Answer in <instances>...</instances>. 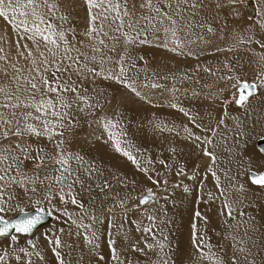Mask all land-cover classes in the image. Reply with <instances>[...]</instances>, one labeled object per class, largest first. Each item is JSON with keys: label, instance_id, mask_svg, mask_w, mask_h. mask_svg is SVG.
Listing matches in <instances>:
<instances>
[{"label": "snow or ice", "instance_id": "snow-or-ice-1", "mask_svg": "<svg viewBox=\"0 0 264 264\" xmlns=\"http://www.w3.org/2000/svg\"><path fill=\"white\" fill-rule=\"evenodd\" d=\"M224 8L235 19L252 13L228 47L212 39L225 40L212 23ZM80 10L82 30L72 23ZM144 48L195 64L153 67ZM238 48L248 71L240 60H202ZM130 102L181 118L147 121L167 158L130 136L120 110ZM77 143L102 145L143 179ZM179 143L192 148L191 168ZM177 193L191 198L190 264H264V0H0V264H175ZM201 204L215 208L214 227ZM53 216L69 229L41 233L40 245L31 237Z\"/></svg>", "mask_w": 264, "mask_h": 264}, {"label": "rangeland", "instance_id": "rangeland-1", "mask_svg": "<svg viewBox=\"0 0 264 264\" xmlns=\"http://www.w3.org/2000/svg\"><path fill=\"white\" fill-rule=\"evenodd\" d=\"M83 16L84 13L82 10H80L72 20V23L76 25L78 29L81 30L84 27ZM212 23L213 26L217 28L218 33L220 29L223 27L224 35H225V40L223 41L212 38L214 40V43L219 44L221 47H228L231 46L232 44V40H231L232 30L236 29L239 32H243V29H245L248 26L250 21L248 20V16L246 12L244 13L241 19H235L229 14L228 9L224 8L223 10L220 11L218 19L212 21ZM259 35L261 34L258 33V36ZM253 47H255V45H253ZM141 54L146 55V58L149 59L153 67L159 66L160 68H163V66L167 64L169 67L173 68L174 70L176 68L184 70L186 68H190L191 66H194L195 64V61L191 59L173 57L172 54L166 53L160 49L144 48L141 50ZM226 57L232 60L233 62H235L236 60L241 61L242 67L238 68V71L249 70V64H248L249 56L239 48L233 52H223V53H216L213 56H204L202 57V60L206 62H211L212 64H216L218 60L223 61ZM108 91L110 93L115 91L117 95H119V86L115 84L108 85ZM192 106L195 107L198 111L203 112L205 108H207V103L193 102ZM120 110L125 113L128 119H131L133 121V127L130 128L129 134L130 136H132L134 142L148 149L151 153H153L156 156H162L164 158H167V156L169 155L167 151L168 143L164 140L162 136L154 134L148 129L147 121L151 119L153 113H155L157 116L164 119L165 121H175V123L179 124L181 121L179 115L171 109H167V108L157 109L149 106L141 107L139 103H135V102H130L126 106L122 107ZM230 111L235 113L237 110L233 107L230 108ZM141 122H143L145 127L137 129L135 125ZM88 131H89L88 129L82 130L80 134L81 139ZM167 135H168L167 133L164 134V136ZM72 147L73 148L83 147L84 153L86 154L87 158H92L97 160L107 168L112 169V171L117 172L122 176H126L129 180L139 181L143 179L139 173L135 172V170L129 163L125 162L121 157L112 154L110 151H108L105 147H103L100 144H97L95 146H85L82 143H77V144H73ZM178 148L180 150V154L178 155L177 158L180 159L181 161L187 160L188 166L189 168H191L193 163L196 162V158L190 155V153L192 152L191 146L186 143H179ZM190 199L181 202L180 194L177 193L175 206H173L171 203H169L168 205V210H169L168 214L173 221V223L168 226L171 229V231L168 233V236H169V240L172 242L173 248L175 249V254L173 255L175 264H190L189 254L192 251L190 244V227H189L191 212H192V205L190 203ZM199 207L202 211H205L210 218L212 217L211 219L212 221H214L213 223V227H214L215 221L217 219L215 216V208H213L214 210L209 212L206 209L205 205L201 204ZM248 211L249 214L255 215L257 216V218H259V216L261 215L259 211H255L252 209H249ZM210 213L212 214V216L210 215ZM60 227H64L66 231L69 229L68 224H64L63 226ZM125 227L132 231L133 236L136 235L131 225H126ZM55 230L53 229L47 232H53ZM112 232L119 244L121 242V239L117 234V230L112 229ZM209 236H211L212 238V243L215 244L217 242V237L215 236V234L212 231H209ZM36 242L40 245L44 244L42 243V238L38 239V241ZM77 254L78 253H73V256H76Z\"/></svg>", "mask_w": 264, "mask_h": 264}, {"label": "bare ground", "instance_id": "bare-ground-1", "mask_svg": "<svg viewBox=\"0 0 264 264\" xmlns=\"http://www.w3.org/2000/svg\"><path fill=\"white\" fill-rule=\"evenodd\" d=\"M246 14H247V16H249V15H252V13L251 12H249V11H246ZM214 210V209H213ZM214 214V213H213ZM210 215L212 216V214L210 213ZM212 218V217H211ZM210 218V219H211ZM214 218V217H213ZM212 220V219H211ZM214 222V221H213ZM64 224H62V222H60V221H57L56 223H54L53 225H51V226H48V227H45L44 229H41V230H39L38 232H36V234L33 236V237H31V238H33V239H35L36 241H38V239H41L42 237H41V233H48L47 231H51V230H55L56 228H58V227H60V226H63ZM46 231V232H45ZM135 233V232H134ZM41 237V238H40ZM40 242V241H39ZM42 243H44V241H43V239H42Z\"/></svg>", "mask_w": 264, "mask_h": 264}, {"label": "water", "instance_id": "water-1", "mask_svg": "<svg viewBox=\"0 0 264 264\" xmlns=\"http://www.w3.org/2000/svg\"><path fill=\"white\" fill-rule=\"evenodd\" d=\"M249 12H251V10H249ZM58 220L53 216V217H49L48 219H46L42 225L38 226V230L36 232H38L39 230L41 229H44L45 227H48V226H51L53 225L54 223H56ZM35 232V234H36ZM34 234V235H35Z\"/></svg>", "mask_w": 264, "mask_h": 264}]
</instances>
